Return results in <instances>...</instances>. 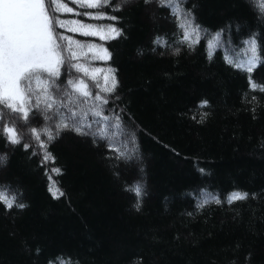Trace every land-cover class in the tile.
<instances>
[{
    "label": "trees",
    "instance_id": "16d2710c",
    "mask_svg": "<svg viewBox=\"0 0 264 264\" xmlns=\"http://www.w3.org/2000/svg\"><path fill=\"white\" fill-rule=\"evenodd\" d=\"M112 3L122 6L115 13L121 37L65 34L111 53L107 61L90 54L76 62L116 69V111L125 109V128L100 145L65 130L49 144L55 164H42V153L8 144L2 127L14 123L22 143L34 148L30 129H42L43 118L26 125L0 106V191L26 205L0 204V264H264V93L251 91L248 74L234 66L250 59L244 41L251 34L264 47V0H184L202 30L194 47L178 43L177 18L159 0ZM217 32L223 34L213 40ZM157 37L167 44L154 43ZM258 54L264 60V51ZM72 75L106 95L103 72L95 80L74 69ZM252 76L264 83V62ZM121 140L123 155L116 158L104 144ZM50 188L64 195L53 198ZM244 193L246 199L229 203Z\"/></svg>",
    "mask_w": 264,
    "mask_h": 264
},
{
    "label": "snow or ice",
    "instance_id": "6c2138e0",
    "mask_svg": "<svg viewBox=\"0 0 264 264\" xmlns=\"http://www.w3.org/2000/svg\"><path fill=\"white\" fill-rule=\"evenodd\" d=\"M148 2L149 0H145V3ZM183 2L184 0H159L160 5L169 8L172 15L177 18L178 27L181 29V39L178 43L194 47L199 42V33L202 30L199 25L194 24L192 13L182 7ZM70 3L75 7H70L68 0H48V3L45 0H0V106L26 125L41 117L45 122L40 130L35 127L30 129L36 141L34 148L28 143H22V136L14 123H4L2 133L8 144L21 145L25 151L32 148L30 153L32 156L42 153V164L48 162L55 164V157L49 151V144L58 139L65 130L71 129L78 136L90 137L93 144L100 145L101 141L109 140L110 134L112 137L116 136L113 129L120 130L126 127L125 109L116 111L118 105L115 101L120 99L117 94L120 82L117 79L116 69L108 67L105 71L102 68H93L76 62L88 58L90 54L92 59L107 61L111 59V53L105 47L98 48L95 44H85L74 39L72 35L65 34L99 37L104 41L117 39L123 35V32L122 27L117 26L121 17L115 13L120 12L122 6L113 4L112 0H70ZM108 8H111L113 14L99 11ZM260 8L264 12V4ZM58 14L86 17L88 21L107 20L114 23L97 26L81 19L62 18V15ZM61 29L64 32H61ZM222 34L217 32L212 39L219 40ZM258 35L253 33L244 41L251 49V57L247 63L234 66L248 74L251 91L264 93V83H258L252 76L255 68L264 62L258 54V51H264V47L257 43ZM193 36L196 38L193 39ZM260 41L261 45H264V36L260 37ZM154 43L164 47L167 41L157 37ZM208 47L211 49L213 44L210 43ZM179 51L177 47L176 53L178 54ZM65 52L68 53L67 60ZM211 57L212 53L209 51V58ZM66 64L65 83V80L61 79V69ZM73 69L93 80L103 72L104 87L100 92L106 95L92 92L84 79L72 75ZM34 81L36 89L33 88ZM56 93L62 94L57 97ZM33 96H35L34 103ZM255 99L256 97L253 96L252 100ZM110 102L112 106L106 107ZM206 105L207 101H203L200 107ZM3 119L4 115L0 112V120ZM42 136L46 137V140L42 139ZM124 139L134 143L131 135L125 136ZM122 146L123 140L120 141V145L112 142L104 144L106 151L115 153L116 158L123 155ZM52 171L59 175L61 170L55 167ZM49 191L56 199L64 195L59 188L55 190L50 188ZM135 191L139 196L141 189L137 187ZM247 197V193L235 194L228 200L231 203ZM220 202L219 199L216 200V203ZM0 204L7 210L26 207L15 194L9 197L3 191H0ZM135 207L137 211L140 210L139 203ZM48 264L54 262L50 260Z\"/></svg>",
    "mask_w": 264,
    "mask_h": 264
}]
</instances>
